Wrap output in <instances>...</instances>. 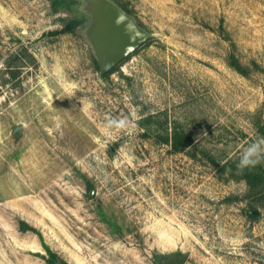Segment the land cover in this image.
<instances>
[{"label":"rangeland","instance_id":"374dc122","mask_svg":"<svg viewBox=\"0 0 264 264\" xmlns=\"http://www.w3.org/2000/svg\"><path fill=\"white\" fill-rule=\"evenodd\" d=\"M116 1L153 36L104 77L90 16L49 33L86 0H0V264H264V183L220 169L264 168V0ZM149 114L198 146L147 134Z\"/></svg>","mask_w":264,"mask_h":264},{"label":"water","instance_id":"95a60500","mask_svg":"<svg viewBox=\"0 0 264 264\" xmlns=\"http://www.w3.org/2000/svg\"><path fill=\"white\" fill-rule=\"evenodd\" d=\"M86 10L90 16L87 34L101 73L112 69L153 36L114 0H86ZM187 258L188 253L171 254L163 258L162 264H184Z\"/></svg>","mask_w":264,"mask_h":264},{"label":"trees","instance_id":"16d2710c","mask_svg":"<svg viewBox=\"0 0 264 264\" xmlns=\"http://www.w3.org/2000/svg\"><path fill=\"white\" fill-rule=\"evenodd\" d=\"M55 3L66 5L67 7H70V9H74L76 5L78 6V0H55ZM118 4L127 13H131V9L129 8L127 3L118 2ZM88 19H89V14L86 12L69 15L63 18L62 26L60 28L51 30L49 31V33L57 36V35L68 33V32H74L76 31L78 27H80L83 24H86ZM94 61L96 65L99 67L97 57L94 58ZM231 63L240 72H243V73L247 72V68L241 63L240 59L237 56L232 55ZM7 65L12 67V62H8ZM117 68H118V64L114 66L112 69H110L109 71L105 73H101V74L104 77H106ZM10 72L12 73V76L15 77L16 71L11 68ZM141 123H142V126L146 128L147 134L153 133L155 131L154 132L155 137L157 138L159 137L161 142L170 145L171 149H173L174 151H183L189 148L195 149L198 146V144L194 140V137L189 131H187L180 124H177V123L170 125L168 118L165 116L161 120V122H159V119L157 118L156 114H149L142 118ZM154 123H157L155 127L153 126ZM258 125H259L260 130L264 127L263 124H258ZM208 155H209L208 158L212 161V163L219 165L216 162L215 157L213 155H210V154ZM242 159L244 158L228 159L221 166L219 165L220 169L223 171H229V173L233 175L234 177L245 179L250 189H254L258 185H261L262 183H264V173H263L264 168L262 169L263 171L261 172L262 167L258 163L254 167H247L244 169H239L237 167V164H239ZM249 215L252 217H256V214L253 211H249ZM54 256L58 258L56 254H54Z\"/></svg>","mask_w":264,"mask_h":264},{"label":"clouds","instance_id":"9594fccd","mask_svg":"<svg viewBox=\"0 0 264 264\" xmlns=\"http://www.w3.org/2000/svg\"><path fill=\"white\" fill-rule=\"evenodd\" d=\"M130 126V122L125 119H109L106 124V129H116V130H126ZM259 163V160H252V159H242L237 167L239 169H244L247 167H254L256 164Z\"/></svg>","mask_w":264,"mask_h":264}]
</instances>
